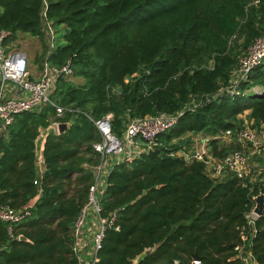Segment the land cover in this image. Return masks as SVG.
Masks as SVG:
<instances>
[{"label": "trees", "instance_id": "1", "mask_svg": "<svg viewBox=\"0 0 264 264\" xmlns=\"http://www.w3.org/2000/svg\"><path fill=\"white\" fill-rule=\"evenodd\" d=\"M0 30L8 44L40 41L39 69L68 63L75 79L54 84L61 117L46 105L16 115L0 135V204L30 212L11 231L0 221V264H80L75 221L101 163L93 121L111 115L121 137L132 120L161 114L177 122L158 137V153L138 138L107 175L99 215L115 220L95 264H132L147 250L139 264H191L194 254L199 264H230L229 246L241 243L245 213L264 188L243 187L231 173L211 177L174 141L201 134L220 158L246 148L218 139L225 131L264 134V57L230 94L240 59L264 39V0H0ZM248 86L262 92L246 95ZM60 122L72 124L47 134L39 174L36 141ZM251 160L264 166V143ZM254 228L250 249L264 264V215Z\"/></svg>", "mask_w": 264, "mask_h": 264}, {"label": "built area", "instance_id": "2", "mask_svg": "<svg viewBox=\"0 0 264 264\" xmlns=\"http://www.w3.org/2000/svg\"><path fill=\"white\" fill-rule=\"evenodd\" d=\"M49 34H52L48 27ZM10 34L0 30V135L5 128L12 124L14 117L24 112L38 110L43 106L50 105L56 110V116L61 117L65 109L54 105L50 95L54 89V84L59 77L72 79V70L67 63L64 66L53 67L46 62L42 64L40 77L31 79L29 74V65L25 55L17 49L8 47ZM264 57V39H258L248 50L247 56L240 59V66L237 73L236 89L230 91V94L237 92V85L241 82H248L251 71L258 66ZM15 86L16 95L7 96L4 93L6 84ZM253 93H261L258 88L252 89ZM177 122V117L161 114L156 117H145L142 119L132 120L125 128L123 135L117 137L112 133L111 115L93 121V124L100 136V142L95 143L92 148L101 158L100 165L95 169L94 183L89 187L87 203L80 211L75 221L74 237L76 252V242L81 235V230L85 222V214L88 208H91L97 219V229L92 235L93 254L90 263L98 262L97 252L101 248L104 231L111 226L115 220L113 214L109 219L100 217L101 207L97 189L99 184V175L102 171L103 164L113 159L115 165L122 163L126 158H130L135 152L136 139H141L147 146V150H153L157 145L158 137L171 130ZM52 131L57 132V125L52 124ZM218 139L226 142H238L246 147L242 151H235L223 157L213 156L208 146H202L199 150L183 152L181 156L185 161L202 162L207 173L214 178L224 176L227 173L233 174L240 180L243 187H249L250 190L257 183L264 179V166L253 164L252 157L258 155L260 146L264 143V134H258L256 131L245 127L242 130L232 133L225 131L217 136ZM202 141L208 143L207 138ZM108 175V173H107ZM253 201V199H252ZM254 201L252 207L245 213L246 229L241 231V243L234 247L236 254L228 262L230 264H258L251 252V239L256 233L254 228L258 217L254 214ZM30 216L27 208L14 209L10 206L0 204V221L8 226L11 231L12 227L25 218ZM118 228L116 227V230ZM1 249V248H0ZM77 254V253H76ZM78 256V254H77ZM80 264H86L79 256ZM84 262V263H82ZM173 264H178L175 261ZM191 264H199V261L193 260Z\"/></svg>", "mask_w": 264, "mask_h": 264}, {"label": "crops", "instance_id": "3", "mask_svg": "<svg viewBox=\"0 0 264 264\" xmlns=\"http://www.w3.org/2000/svg\"><path fill=\"white\" fill-rule=\"evenodd\" d=\"M21 38L26 39V40H30V41L36 40V39H31V38H26V37H20L19 39H21ZM17 50H19V49H17ZM20 52H22L25 55L28 63L32 62V59L34 58V55H35V51L32 50V51H20ZM29 74L31 76V79H38L40 77V71L39 70H36L32 74L29 72ZM72 80H75V79H72ZM4 93L7 96H15L17 94L15 86L10 84V83L6 84V87L4 89ZM247 113L248 112H246V114ZM50 131H52V126H50L49 130H44L41 133L38 140L36 141V146H37L36 160H37V170H38L39 174H41L43 172V165H42L43 162H42V155H41V152L43 149V144H44V141H45L47 134ZM56 134H58V133L56 132ZM188 137L190 138V141H188V145L186 146L185 144H182L181 148L184 149V147H186L187 150L189 149L188 152H191V150H193V148L196 147L197 140L199 138L202 139L203 137L201 134H187V135H185V138H188ZM191 138H192V140H191ZM180 140H183V137ZM184 150H186V149H184ZM114 165H115V163H114L113 159H109L103 164L102 171L98 177V179H99V184H98V189H97V195L98 196L102 195L103 192L105 191L107 173H109L111 171V169L114 167ZM261 184H262V187L264 188V179H261ZM96 221H97V219L94 216L92 209L88 208L86 210L85 222H84V225H83L82 230H81V235L79 236V238L77 239V242H76L77 243L76 244V253L78 254V256L82 260H84V262H86V264L90 263L91 258H92V254H93V250H94L93 249L92 235L94 234V232L97 229V224H96L97 222ZM84 262H82V263H84Z\"/></svg>", "mask_w": 264, "mask_h": 264}, {"label": "rangeland", "instance_id": "4", "mask_svg": "<svg viewBox=\"0 0 264 264\" xmlns=\"http://www.w3.org/2000/svg\"><path fill=\"white\" fill-rule=\"evenodd\" d=\"M8 47L9 48H13V49H19L20 51H32L33 50V51H36V52H38V51L40 52V50L42 48V44L38 40L30 41V40H26V39L21 38V39H17L16 41H13L11 44H8ZM28 65H29V72L31 74L34 73L36 70L40 71L39 65H36L33 62V60H32V62L28 63ZM252 92L253 91H252L251 86H248L247 90L245 91L246 95L250 96ZM244 114H246V113H244ZM261 134H263V133H261ZM184 138H185V135L183 136V140H177V141H174V143H177L179 145L185 144L187 146L188 145V141H190V138L189 137L185 138V139ZM191 140H192V138H191ZM206 145H207V143L203 142L202 139L199 138L197 140L196 147L193 148V150H191V151L199 150L202 146H206ZM184 149L187 150L186 147H184ZM184 149H181L179 151V154L185 152L186 150H184ZM188 150L186 152H188ZM251 161L253 162V160H251ZM253 164H255V163L253 162Z\"/></svg>", "mask_w": 264, "mask_h": 264}, {"label": "water", "instance_id": "5", "mask_svg": "<svg viewBox=\"0 0 264 264\" xmlns=\"http://www.w3.org/2000/svg\"><path fill=\"white\" fill-rule=\"evenodd\" d=\"M72 123H58L57 124V133L61 134L63 133L67 128H69L71 126ZM158 150L157 149H153V150H149L148 154L152 155V154H157ZM253 201H254V209L253 212L254 214L260 218L264 215V193L260 192L258 195L253 197ZM19 240L21 241H28L24 236H19L18 237ZM230 248H234L235 245H230ZM152 250H147L144 252V254L140 255L139 257H137L135 260H133L132 264H139L141 262V260L145 257L148 256L149 254H151ZM193 260L195 261H200V258L197 256V254L193 255Z\"/></svg>", "mask_w": 264, "mask_h": 264}]
</instances>
